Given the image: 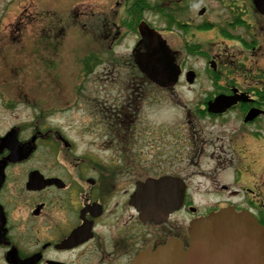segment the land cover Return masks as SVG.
<instances>
[{"label": "flooded vegetation", "instance_id": "obj_1", "mask_svg": "<svg viewBox=\"0 0 264 264\" xmlns=\"http://www.w3.org/2000/svg\"><path fill=\"white\" fill-rule=\"evenodd\" d=\"M15 1L0 0L2 59L15 44L12 22L1 25L10 13L13 17ZM58 1L82 9L67 14L71 22L82 18L100 28L79 32L86 46L75 65L83 76L73 81L71 104L82 109L79 127L69 136L63 116L57 117L67 110H49L34 112L26 125L11 121L0 133L1 141L14 129L22 153L32 149L26 159L6 161L1 171L0 264H131L172 240L187 249L190 222L229 207L250 213L264 227V0H214V6L157 0L158 6L173 8L198 5L195 15L183 20L163 15L162 28L143 19L144 11L161 13L146 0H38L43 21L48 6L58 7ZM142 23L162 39L174 78L154 81L143 71L156 72L158 58L139 35ZM40 35L46 45L51 39L58 55L57 38L64 36L49 30ZM126 40L130 47L120 51ZM192 58L202 66L189 65ZM51 61L58 66V59ZM47 65L46 56L42 66ZM177 86L191 101L175 125L174 143H166V130L157 133L171 158L107 159L90 151L112 143L98 133L112 132L114 117L115 135L127 145L128 131L144 129L143 110L158 106L161 90ZM7 113L14 118L15 112ZM0 148L1 161L9 150ZM33 171L38 182L28 188Z\"/></svg>", "mask_w": 264, "mask_h": 264}, {"label": "rangeland", "instance_id": "obj_2", "mask_svg": "<svg viewBox=\"0 0 264 264\" xmlns=\"http://www.w3.org/2000/svg\"><path fill=\"white\" fill-rule=\"evenodd\" d=\"M20 1L21 2L16 0L15 5L12 7L14 11L13 17L12 13H10L9 20H4L1 24L7 25L9 21L12 22L17 33L15 35V44L6 49V52L3 51L5 53L3 59L1 57L2 50H0V133L6 130L5 128L11 124V121H25L24 125H26L27 121L31 120L34 116V112L64 110L61 109L62 106L65 107L70 104L66 113L57 115V117L63 116L61 121L63 125H65V132L69 136L74 137V132L76 128L79 127L78 117L81 116L80 111H82V109L77 103H75L73 107L71 105L73 104V95L75 94L73 81L83 76L81 72L77 70L78 66L75 65V62L78 56L77 53L82 51L86 46V39L79 32L100 30V28H97L95 26L96 24L93 28H90L88 22L82 18L76 20L77 22H71L67 14L72 10L82 9L79 7L65 6V1H58V7L48 6L47 11L49 17L46 21H43L42 19L44 18H41V15L42 17H44V15L42 13V7L38 5V0ZM203 1L210 6L215 5L214 0ZM145 2L153 6V8L161 7V13L158 14L159 17L155 16V13L150 14L151 11H144L142 14L144 20L160 28L166 27L167 25V19L164 18L163 15L166 17L177 16V19L183 20L186 15H195L196 8H198V5L194 7L176 5L174 8L171 6H158L157 0H146ZM49 3L55 2H48V4ZM108 9L109 8H107V10ZM126 9H128V7L124 8V10ZM114 10L115 8H111V11L108 13L113 14ZM23 12L26 14L25 16ZM216 12L218 11H212L213 14ZM55 14L63 19L62 22H54L56 19ZM21 17H23V20ZM98 25L100 26V24ZM43 30H49L51 34L58 30H62V33L65 34L64 38H61V51L58 55H54V52L49 50L52 48L51 39H48L46 45L45 40L40 38V32H43ZM3 34L4 33L1 31L0 36ZM163 36L164 39L168 41L167 33ZM31 37H33V39ZM130 45L131 42L126 40L119 50L123 51L125 47H130ZM46 56L47 60L50 61L52 59H58V69L53 68L51 70L42 66ZM8 58L10 60L9 62L14 67L13 70L6 68V66L8 67L10 64L7 63ZM59 59H61L60 62ZM189 65L201 67L202 63L200 60L192 58L189 61ZM97 72H99V70ZM92 77L94 78L96 75ZM159 99L160 101L156 108L143 110V131H128L126 139L127 145H121L115 135V128L119 126L116 125V123H119V120L114 117L109 119L112 122V132L108 133L107 136L104 134V132H106L104 130L98 133V139L105 141V138L108 140L110 137L112 143L108 144L106 149L105 147L93 145L90 151L95 154L96 157L107 159L123 158L125 156L128 158L137 157L143 159H151L154 156H158L160 159L171 158L173 155L172 150L167 145H162L161 142L164 141L162 137H159L158 140L157 133L166 130V143H174L172 134L176 130L175 125H177L180 120L181 112L187 109L186 107L188 104L185 102L186 100L191 101V96L190 93L185 91V88L177 86L170 92H163L161 90L159 92ZM9 111L15 112L14 118H9L10 116L7 113ZM54 116H56V114H54ZM85 120L91 122V125L93 121H95L94 119ZM136 126L139 127L140 123ZM140 133L145 137V142H143ZM98 139L95 140V143L100 145L101 142L98 141ZM155 140L159 142L153 144ZM85 148V143H83L79 151L81 152ZM205 200L208 201V199Z\"/></svg>", "mask_w": 264, "mask_h": 264}, {"label": "water", "instance_id": "obj_3", "mask_svg": "<svg viewBox=\"0 0 264 264\" xmlns=\"http://www.w3.org/2000/svg\"><path fill=\"white\" fill-rule=\"evenodd\" d=\"M139 30L144 39L151 43V50L156 51L158 58L156 72L143 71L154 81L174 78L176 72L173 68L169 70L171 64L161 39L144 25L139 26ZM3 146L11 153L0 162V181L6 161L22 160L32 151L28 149L22 153L14 131L1 140L0 147ZM37 182L34 172L31 173L29 186L33 187ZM188 235L190 244L186 250L172 240L155 250L142 252L131 264H264V229L248 213L221 209L193 221Z\"/></svg>", "mask_w": 264, "mask_h": 264}]
</instances>
